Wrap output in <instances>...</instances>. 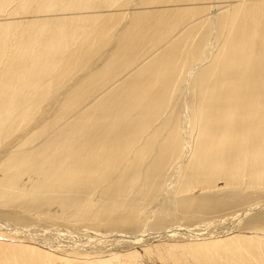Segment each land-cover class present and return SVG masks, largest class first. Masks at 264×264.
<instances>
[{"label":"bare ground","instance_id":"bare-ground-1","mask_svg":"<svg viewBox=\"0 0 264 264\" xmlns=\"http://www.w3.org/2000/svg\"><path fill=\"white\" fill-rule=\"evenodd\" d=\"M232 214L178 253L145 235ZM5 221L95 247L0 264H264V0H0Z\"/></svg>","mask_w":264,"mask_h":264},{"label":"rangeland","instance_id":"rangeland-1","mask_svg":"<svg viewBox=\"0 0 264 264\" xmlns=\"http://www.w3.org/2000/svg\"><path fill=\"white\" fill-rule=\"evenodd\" d=\"M202 192L200 191V190H196L195 191V193L194 194H197V195H199V194H201ZM237 213H242L241 211H239V212H237ZM237 214H232V215H230V216H225V217H217V218H212V219H209V222H211L210 224L208 223L207 224V222H208V220H207V222L206 221H203V222H205V223H203V222H201V223H193V224H189V223H187L186 222V224H185V222L184 221H181V222H177L176 224L177 225H175V223H174V225L172 224L170 227H172V228H170V227H168L167 229H165L164 231L165 232H160V235H159V231L157 232V230H149V231H151L152 233H148L149 231H147L146 232V234L145 235H148V234H151V236H147V238L149 239L150 237H152V239L150 240L149 239V241H154L155 239L157 240V241H159V242H157L156 240H155V242L157 243H155V242H151V243H149L150 245H151V247L152 246H157V245H162V246H166L167 247V249L168 250H171L172 252H174V253H178V251H181V249L183 248V247H177V248H175V246H180V244H181V246H187V245H197V244H200V243H207V242H209L210 240H208L207 238H209V239H213L214 237H216L217 238V236L218 237H221L222 235H224L223 233L225 232V230H226V232L229 230V228H232V226H234V225H231L230 224V221L229 222H227V220H226V218L227 219H229L230 217L232 218L233 216H236ZM229 217V218H228ZM222 220H224L223 222H222ZM215 221V222H214ZM226 221V222H225ZM183 222V223H182ZM217 222H218V224H217ZM243 222V221H242ZM241 221H240V223H242ZM2 225H4V226H2L1 224V226H0V243L1 244H4V245H11V246H15L16 245V243H14L13 242V240H15V239H17V238H19V240L20 241H24L26 238H30V239H35V238H38V239H41V240H45V242H52L54 245H58L59 243V245H63V246H66V247H73L75 244L74 243H77V245L79 244V248H81V249H83V248H88L89 247V249H90V244H91V247L93 248V247H95V243L93 244V238L92 239H89L87 236H84L83 235V233L84 232H90L89 231V229H84L83 228V231H80V232H77V231H75V230H73V229H71V228H68V227H65V226H63V225H61V224H56V225H51V226H49V228H45V230H43V229H40V230H38L37 228H36V226L34 225V226H31V227H26V228H24V227H22V228H19V227H13V225H11V224H9L8 223V226L6 225L7 223H6V221L3 223V222H0ZM178 223H180V225L178 224ZM182 223V224H181ZM214 223V224H213ZM226 223V224H225ZM223 224V225H222ZM231 226H230V225ZM237 224H238V226H237ZM9 225H11L12 227H9ZM183 225V226H182ZM186 225V226H185ZM220 225H221V228H222V226L224 227V225H225V228L226 229H221L220 228ZM241 225V226H240ZM175 226V227H174ZM188 226V227H187ZM54 227H55V229H54ZM187 227V228H186ZM218 227H219V229H218ZM235 227V229H237V230H242L243 228H242V224H239L238 222L236 223V225L234 226ZM174 228V229H173ZM175 228H176V230H175ZM215 228V229H214ZM173 229V230H172ZM206 229V230H205ZM220 229H221V231H220ZM42 230V231H41ZM59 230H62V231H59ZM185 230H186V232L189 234V235H186V232H185ZM192 231V234H191V232L189 233V231ZM44 231V232H43ZM163 231V230H162ZM170 232V233H166V232ZM173 231V232H172ZM184 231V232H183ZM208 231V232H207ZM91 232H93V231H91ZM154 232H156V234L157 235H153V233ZM210 232V233H209ZM213 232L215 233V234H213ZM225 232V233H226ZM45 233V234H44ZM167 234V236H166V234ZM173 233V234H172ZM180 233H181V235H180ZM202 234L201 236L203 237V238H201V236H199L200 234ZM155 234V233H154ZM162 234H164V235H162ZM178 234V235H177ZM220 234V235H219ZM3 235V236H2ZM71 235V236H70ZM162 235V236H161ZM172 235H176V236H178V237H174L173 236V239H174V242L175 243H173V240H172V238L170 237V236H172ZM180 235V236H179ZM193 236L192 238H191V236ZM207 235V236H206ZM215 235H217V236H215ZM56 236V237H55ZM83 236V237H82ZM125 236V235H124ZM156 236H158V237H156ZM190 236V239L188 238ZM211 236H212V238H211ZM33 237V238H32ZM35 237V238H34ZM126 237V236H125ZM155 239H154V238ZM169 237V238H168ZM185 237V238H184ZM189 239V241H187L188 239ZM196 237V238H195ZM199 237V238H198ZM86 238V239H85ZM112 238V239H111ZM137 238H139V237H137ZM158 238H160L159 240H158ZM166 238H167V240H169V241H167L166 240ZM182 238V239H181ZM113 240L114 238L113 237H110V238H108V239H103L104 241H106L107 242V244L109 245V247L114 243L113 241L111 242V240ZM180 239V240H179ZM192 239V240H191ZM196 239V240H195ZM198 239V240H197ZM201 239H204V240H201ZM207 239V240H206ZM18 240V239H17ZM177 240V241H176ZM185 240V241H184ZM165 242V244H164V242ZM172 243H171V242ZM181 241V242H180ZM187 241V242H186ZM116 242H118V241H116ZM120 242V244H119V247H118V250H122L121 251V253L123 252H126V251H124V250H126V248H124L123 246H124V242L123 241H119ZM52 243H50V244H52ZM69 243H72V244H69ZM112 243V244H111ZM155 243V244H154ZM177 243V244H176ZM84 244V245H83ZM118 244L116 243V246H118ZM167 244V245H166ZM72 245V246H71ZM85 245H88V246H86V247H83V246H85ZM122 245V246H121ZM29 246V245H28ZM115 246V245H114ZM169 246V247H168ZM174 246V248H172ZM31 248H35V249H38V247L36 246H33V245H31L30 246ZM108 247V248H109ZM142 247H140V245L135 249V250H132L131 252H137V257H139V260L140 261H144L145 260V258L146 257H144V255L142 254V252H143V248L141 249ZM91 250V249H90ZM106 250H110V249H106ZM141 250V251H140ZM185 250H187L188 252H190V249L189 248H185ZM157 262L156 263H153V262H147L146 264H161V261H158V260H156ZM145 262V261H144Z\"/></svg>","mask_w":264,"mask_h":264}]
</instances>
